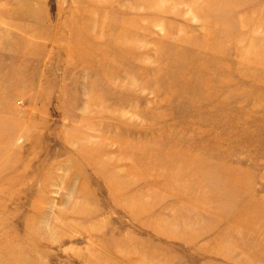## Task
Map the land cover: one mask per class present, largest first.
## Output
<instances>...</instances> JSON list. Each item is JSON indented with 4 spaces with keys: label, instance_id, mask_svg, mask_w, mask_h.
<instances>
[{
    "label": "rangeland",
    "instance_id": "374dc122",
    "mask_svg": "<svg viewBox=\"0 0 264 264\" xmlns=\"http://www.w3.org/2000/svg\"><path fill=\"white\" fill-rule=\"evenodd\" d=\"M0 264H264V0H0Z\"/></svg>",
    "mask_w": 264,
    "mask_h": 264
}]
</instances>
